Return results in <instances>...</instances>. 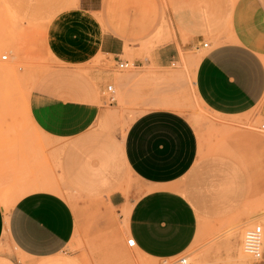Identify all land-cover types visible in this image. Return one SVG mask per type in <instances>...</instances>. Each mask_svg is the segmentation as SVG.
Here are the masks:
<instances>
[{"label": "crops", "instance_id": "1", "mask_svg": "<svg viewBox=\"0 0 264 264\" xmlns=\"http://www.w3.org/2000/svg\"><path fill=\"white\" fill-rule=\"evenodd\" d=\"M6 1L44 23L43 44L56 64L35 80L28 97L32 125L50 148L42 156L30 144L24 154L12 153L10 176L0 177V264H84L63 252L77 212L61 183L84 196L85 205L111 215L124 210L134 246L155 258L183 252L195 237L198 198L184 180L216 176L217 194L228 196L231 207L242 199V165L200 158L197 131L184 113L147 109L121 135L98 121L105 111L100 91L112 77L105 66L125 51L133 67H141L134 77L141 81L148 65L177 60L178 46L209 41L197 65H189L194 92L213 113L242 118L264 96L263 0H170L166 23L162 0ZM172 1L181 3L176 13ZM171 26L173 33L157 43ZM98 54L101 62L91 67ZM126 77L128 83L132 77ZM130 175L137 183H128ZM7 244L15 252H7Z\"/></svg>", "mask_w": 264, "mask_h": 264}, {"label": "rangeland", "instance_id": "2", "mask_svg": "<svg viewBox=\"0 0 264 264\" xmlns=\"http://www.w3.org/2000/svg\"><path fill=\"white\" fill-rule=\"evenodd\" d=\"M90 1L97 3L99 0ZM133 1L119 0V3L125 5ZM169 1L162 0L164 23L168 18ZM102 2L105 4V0ZM180 5L172 1L170 6L176 13ZM43 28V22L15 11L8 1L0 0V177L10 176L8 162L12 153L24 154L26 145L30 144L42 156L43 150L50 148L51 141L32 125L28 112L33 83L56 64L45 50ZM169 32L173 33L172 26L171 30L163 27V37H158L156 42L166 41L165 35ZM149 45L153 46L154 41ZM206 49L196 44L190 48L178 46V59L174 64L148 65V75L141 81L134 78L141 67L131 64L120 70L115 61H110L105 67L112 74L108 81L114 84L115 91L111 98L100 91L105 111L98 121L101 126L123 135L130 122L147 109L165 107L184 113L197 131L200 158L220 156L242 165L245 179L242 199L231 207L228 196L217 194L216 176L210 182L194 177L184 180L183 185L189 182L198 198L195 237L183 252L155 258L136 246L127 245L128 234L122 222L123 212L124 222L127 218L124 210L116 213L113 209L111 215L99 210L98 206L85 205L88 202L84 196L73 193L61 183L63 195L77 212L75 232L63 249L64 253L74 255L84 264H264V255L258 262L239 255L245 230L253 223H261L264 229L263 222L254 220L255 214L264 212V132L258 129L264 118L261 112L264 96L250 111L237 116L242 118L219 116L209 110L194 92L191 81L194 66H189L197 65ZM4 55L7 57L2 58ZM103 56L94 57L91 67L99 64ZM122 57L131 62L134 58L128 51ZM162 73L169 74L162 79ZM126 76L132 77L128 83ZM33 154L37 156L38 151ZM52 155H57V150ZM128 183L137 181L130 175ZM6 247L7 252H15L10 245ZM182 255L187 257L185 263L178 259Z\"/></svg>", "mask_w": 264, "mask_h": 264}, {"label": "built area", "instance_id": "3", "mask_svg": "<svg viewBox=\"0 0 264 264\" xmlns=\"http://www.w3.org/2000/svg\"><path fill=\"white\" fill-rule=\"evenodd\" d=\"M209 46V41H204L202 43V47H208ZM7 55H4L2 58H6ZM172 64H174V61L171 62ZM116 67L120 70H123L129 66H131V64H134V61H130L129 59L127 58H122V57H119L118 56V59L116 60ZM104 92V94H108V97L111 98L114 91H115V88H114V84L111 83V82H107L105 87L103 88L102 90ZM258 129L261 130V131H264V118L260 121L259 125H258ZM260 228V229H263V226L261 223H253L250 227H248L245 232H244V236L247 232L251 231V232H255L256 235L258 237H262L263 235V231L262 232H257V229ZM244 236H243V239H242V246H243V249H244V252L252 259V260H261L263 255H259L257 253V248H258V244L256 241H251V242H248V246L253 249V251L251 253L245 251V241H244ZM126 243L128 246H134V238L133 237H130L128 236L126 238ZM259 247L263 248L262 247V240L259 242ZM179 261L182 262V263H185L186 260H187V257L182 255L180 257H178Z\"/></svg>", "mask_w": 264, "mask_h": 264}, {"label": "clouds", "instance_id": "4", "mask_svg": "<svg viewBox=\"0 0 264 264\" xmlns=\"http://www.w3.org/2000/svg\"><path fill=\"white\" fill-rule=\"evenodd\" d=\"M262 231H264V229H260V228L257 229V232H262ZM261 240H264V238H262V237H258V236L256 235L255 232H251V231L247 232V233L245 234V236H244V241H245V251L251 253V252L253 251V249H251V248L248 246V242L256 241L257 244H258V248H257V250H256L257 253H258L259 255H264V248L259 247V242H260Z\"/></svg>", "mask_w": 264, "mask_h": 264}, {"label": "bare ground", "instance_id": "5", "mask_svg": "<svg viewBox=\"0 0 264 264\" xmlns=\"http://www.w3.org/2000/svg\"><path fill=\"white\" fill-rule=\"evenodd\" d=\"M264 132V131H263ZM254 220H260L261 222L264 223V212L257 213L254 215ZM253 221V220H252ZM243 234V233H242ZM262 238H264V234L262 235ZM262 245L264 247V240H262ZM135 247V246H133ZM241 252V251H240ZM242 258H248V255L244 252V249H242V253L239 254ZM254 261H259V260H254Z\"/></svg>", "mask_w": 264, "mask_h": 264}]
</instances>
